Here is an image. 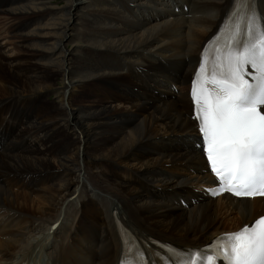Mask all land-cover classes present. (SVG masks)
<instances>
[{
    "label": "bare ground",
    "instance_id": "obj_1",
    "mask_svg": "<svg viewBox=\"0 0 264 264\" xmlns=\"http://www.w3.org/2000/svg\"><path fill=\"white\" fill-rule=\"evenodd\" d=\"M169 2L67 0L59 9L51 0H0V12L19 18L11 27L21 40L17 48L31 50L17 57L0 52V90L9 98L0 102V132L8 139L0 149V264L37 263L28 248L34 239L43 246L54 240L40 254L48 264H124L126 233L142 244L202 245L222 231L220 225L208 231L216 224L214 202L223 200L242 223L264 214V198L225 195L188 208L169 202L185 185L214 177L199 120L190 117L189 93L181 87L177 98L162 82H190L198 51L233 0H195L191 13L170 18ZM49 93L55 95L50 118L48 102L43 110L31 105ZM16 101L19 106L11 104ZM19 110L25 115L16 120ZM49 123L58 135H34ZM182 139L199 152L183 148ZM55 167L60 171L50 175ZM153 247L145 250L157 264Z\"/></svg>",
    "mask_w": 264,
    "mask_h": 264
},
{
    "label": "snow or ice",
    "instance_id": "obj_2",
    "mask_svg": "<svg viewBox=\"0 0 264 264\" xmlns=\"http://www.w3.org/2000/svg\"><path fill=\"white\" fill-rule=\"evenodd\" d=\"M235 2L240 5L230 21L235 35L223 48L214 46L220 55L209 54L208 61L214 62L210 70L207 62L202 65L204 76L198 74L192 95L221 188L236 196H264V113L259 110L264 106V16L255 12L252 0ZM246 65L255 69L251 83L245 78ZM220 239L215 251L196 250L173 264H219L221 259L224 264H264V218Z\"/></svg>",
    "mask_w": 264,
    "mask_h": 264
},
{
    "label": "rangeland",
    "instance_id": "obj_3",
    "mask_svg": "<svg viewBox=\"0 0 264 264\" xmlns=\"http://www.w3.org/2000/svg\"><path fill=\"white\" fill-rule=\"evenodd\" d=\"M66 1L67 0H51V2L53 3H55L56 5H58V6H60L59 7V9H65V8H67V6H63L65 3H66ZM125 6V5H124ZM119 8H120V10L121 11H123L124 9L121 7V6H119ZM74 13H75V11H74ZM81 14V13H80ZM76 15V14H75ZM126 15H128V17L129 18H132L133 16H130V14L129 13H126ZM155 18V17H154ZM169 18H170V16H169ZM133 19V18H132ZM156 21H160L161 20V18L159 17V16H156ZM11 23V24H13V23H15V20H12L11 18H8V15H5V14H3V13H1L0 12V25L2 26V25H4V24H7V23ZM35 23V22H34ZM34 23H31L28 27V29H26V31H25V33L28 31V30H30V29H32V27L34 28V26H35V24ZM15 25V24H14ZM13 30H11V36H5V35H1V37H0V52H3V53H5V55L6 56H10V57H17V56H19V55H26L27 53H30L31 52V50L30 49H28V48H26V49H21V48H17V46H21V44H20V37H16L17 36V34H16V32H17V30L16 31H14V32H12ZM15 33V34H14ZM23 33V32H22ZM16 35V36H15ZM11 38V39H10ZM71 40H69L68 42H67V46H68V48L69 49H73L74 47H75V43L73 44V42H70ZM72 44V45H71ZM27 57V56H26ZM124 64L125 63H123L122 64V67L124 66ZM52 68V67H51ZM169 90H171L170 88H169ZM150 91L151 92H155L156 91V89H154L153 87L150 89ZM158 91V94L159 95H161V96H164V92L162 91V90H157ZM107 90H103V95L104 96H106L107 95ZM180 92L182 93V89L180 90ZM28 94H35V93H28ZM39 94H43V93H39ZM50 94V95H49ZM49 94H47V96H45L44 97V99H35V100H33V102L31 103V105L32 106H34V102L37 100V101H39V102H42V101H44V102H48L50 99H54L55 100V95L54 94H52V93H49ZM120 96H119V95ZM177 96V95H176ZM115 98H116V100H117V102H122V100H123V98H124V96L122 95V93H120V91H118L117 90V95L115 96ZM177 98H179V96H177ZM2 99V100H1ZM3 100H5V101H7V100H9V98H7V97H3L2 96V92H1V90H0V102H2ZM42 100V101H41ZM51 101H53V100H51ZM51 101H49L48 102V113H49V115L47 116L48 118H50L52 115H53V112H52V110H51ZM101 101L103 102V103H106L107 101H105V100H103V99H101ZM11 104L12 105H14V106H19V104H18V102L16 101V102H11ZM118 104H120V103H118ZM49 105H50V107H49ZM131 111H133V109H130ZM11 111V117L13 118H15V113H14V110H13V108L12 107H8V112H10ZM43 124L45 123V121H43L42 122ZM56 124V123H55ZM54 128V125H52V124H47V129L45 130V132L46 133H48V132H50L52 129ZM33 137H36V136H34V135H32ZM180 144L183 146V148H185V149H187V150H189L190 152H199V151H197V150H191L190 148H188L187 147V144H186V142L182 139V141L180 142ZM147 147H146V149L147 150H149L150 149V147H151V149L154 147V143L153 142H151L150 144L148 143L147 145H146ZM143 153H145V151L143 152ZM141 155L142 156H146V154H142L141 153ZM51 160H52V165H54V166H56L57 165V162L55 161V158H50ZM201 160H203V158L201 159ZM104 162H106V163H108V164H112L113 165V162L112 161H110V160H108V161H104ZM132 162H134V161H132ZM188 162H190V161H188ZM187 162V163H188ZM173 163H178L179 164V162H177V161H174ZM186 163V164H187ZM179 165H185V164H179ZM130 169H132V170H134L133 168H130ZM143 169H138V170H135V171H137L138 172V174H137V176H136V178H134L133 180H131V183H133V184H136V182L138 181V176H139V173L142 171ZM58 171H60V169L59 168H54L53 170H51V173H50V175L53 173V172H58ZM49 175V176H50ZM143 175H146V174H144V173H142L141 174V176H143ZM48 176V177H49ZM148 176V175H147ZM149 177V176H148ZM151 178V177H150ZM153 179V178H152ZM154 180V179H153ZM188 180L189 181H193V180H191V178L189 177L188 178ZM50 182V181H49ZM45 183H47V182H45ZM44 183V184H45ZM158 183H160V182H158ZM161 184V183H160ZM148 189L149 190H151V191H155L156 190V185H154V184H149L148 185ZM141 190V189H140ZM141 191H143V190H141ZM217 207L218 208V214H217V219H216V224L215 225H213L211 228H210V230H208V231H213V232H215V228L218 226V225H220L221 226V229H222V231H225V230H227V229H234V228H236V227H238L241 223H242V220H241V218H240V215L236 212V211H232V210H229V208H230V206L228 205V207H227V205H225L226 206V208L224 207V202H223V200H220L218 203H215L214 202V204L212 205V208L213 207ZM16 209V208H15ZM231 209V208H230ZM78 211H79V208L77 207V211H73L72 212V214L73 215H76L77 213H78ZM78 221V220H77ZM77 221H76V223H77ZM67 224H69L70 226H72V225H74V222H72V223H67ZM75 227L76 226H73L72 228H74L75 229ZM209 234V233H208ZM214 234V233H213ZM200 237H202L201 236V234H199V236L198 237H195V238H200ZM212 237V236H211ZM203 238V237H202ZM58 247H59V245H58ZM59 248H61V247H59ZM61 249H63V248H61Z\"/></svg>",
    "mask_w": 264,
    "mask_h": 264
}]
</instances>
